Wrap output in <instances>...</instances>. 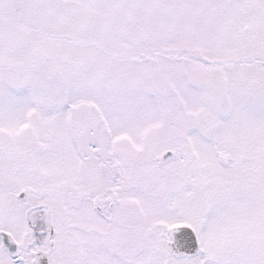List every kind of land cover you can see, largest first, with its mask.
<instances>
[{
  "label": "snow or ice",
  "instance_id": "obj_1",
  "mask_svg": "<svg viewBox=\"0 0 264 264\" xmlns=\"http://www.w3.org/2000/svg\"><path fill=\"white\" fill-rule=\"evenodd\" d=\"M0 264H264V0H0Z\"/></svg>",
  "mask_w": 264,
  "mask_h": 264
}]
</instances>
